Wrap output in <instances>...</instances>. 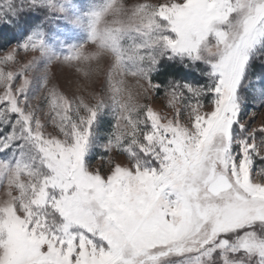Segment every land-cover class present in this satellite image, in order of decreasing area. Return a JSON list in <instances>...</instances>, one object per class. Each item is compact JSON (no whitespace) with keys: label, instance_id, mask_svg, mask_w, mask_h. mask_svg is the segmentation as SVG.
<instances>
[{"label":"snow or ice","instance_id":"obj_1","mask_svg":"<svg viewBox=\"0 0 264 264\" xmlns=\"http://www.w3.org/2000/svg\"><path fill=\"white\" fill-rule=\"evenodd\" d=\"M256 61L264 0H0V264H264Z\"/></svg>","mask_w":264,"mask_h":264},{"label":"trees","instance_id":"obj_2","mask_svg":"<svg viewBox=\"0 0 264 264\" xmlns=\"http://www.w3.org/2000/svg\"><path fill=\"white\" fill-rule=\"evenodd\" d=\"M7 38V34H4ZM171 76L175 79H182L189 82H194L197 78V73L192 69H184L179 65H165L162 67L161 78Z\"/></svg>","mask_w":264,"mask_h":264},{"label":"rangeland","instance_id":"obj_3","mask_svg":"<svg viewBox=\"0 0 264 264\" xmlns=\"http://www.w3.org/2000/svg\"><path fill=\"white\" fill-rule=\"evenodd\" d=\"M90 2H103V0H79V3L81 4H87ZM74 37H75V41L74 42H79L82 41L84 39V34L82 32H74L73 33ZM264 69V65H261L259 61L255 62V72L257 75H259L261 73V70ZM260 86H264V79H262L260 81ZM111 116H104L101 118L102 122H103V130L106 134L107 131H110V122H111ZM99 131V129H98Z\"/></svg>","mask_w":264,"mask_h":264}]
</instances>
